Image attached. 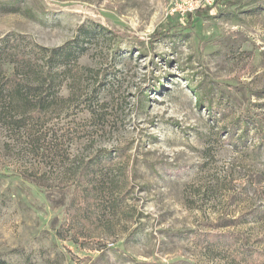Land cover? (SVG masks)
Wrapping results in <instances>:
<instances>
[{"label": "rangeland", "instance_id": "rangeland-1", "mask_svg": "<svg viewBox=\"0 0 264 264\" xmlns=\"http://www.w3.org/2000/svg\"><path fill=\"white\" fill-rule=\"evenodd\" d=\"M218 6L0 0V260L226 264L225 233L264 255V0Z\"/></svg>", "mask_w": 264, "mask_h": 264}, {"label": "trees", "instance_id": "trees-1", "mask_svg": "<svg viewBox=\"0 0 264 264\" xmlns=\"http://www.w3.org/2000/svg\"><path fill=\"white\" fill-rule=\"evenodd\" d=\"M240 0H217L220 6V9L224 6H228L231 4H235ZM201 10H196L195 13L199 12ZM190 15V13L188 14ZM155 35H159L161 38L164 33L162 32H155ZM153 34V36H154ZM157 37V38H159ZM84 49H77L75 51L72 47H58V48H51L47 49V52L50 57L55 58L58 62H61L64 66H69V64L73 61H76L77 56L80 54L79 52H82ZM7 82L11 83L9 92L12 99H16L18 102L22 103V105L30 111H35L39 115L40 112L45 108V104L47 103L44 101V99H38L37 101H33L30 99L31 97V91L28 90V88H24V85L21 83V79H19L16 75L8 78L6 80ZM4 91V87H1L0 89V96H2V92ZM54 95H52L53 98ZM24 120L18 119L16 121L17 123L22 124ZM245 133V132H243ZM243 136L240 135V137L237 139V141L242 140ZM85 172L88 171L89 167L84 166ZM83 168V170H84ZM210 237L211 239H209ZM206 240L209 244H214L219 246L220 242L225 243V254H226V264H264V255L260 252H256L248 247H238V239L237 237L233 236L232 234H216V235H207ZM220 247V246H219ZM0 264H5L4 260H0Z\"/></svg>", "mask_w": 264, "mask_h": 264}, {"label": "built area", "instance_id": "built-area-1", "mask_svg": "<svg viewBox=\"0 0 264 264\" xmlns=\"http://www.w3.org/2000/svg\"><path fill=\"white\" fill-rule=\"evenodd\" d=\"M212 1V0H211ZM210 0H205V3H208V4H210V2H211ZM198 6V5H197ZM196 6V7H197ZM195 7H192V5H189V6H187L186 7V9L183 11V13L182 14H186L188 11H192L193 9H194Z\"/></svg>", "mask_w": 264, "mask_h": 264}]
</instances>
